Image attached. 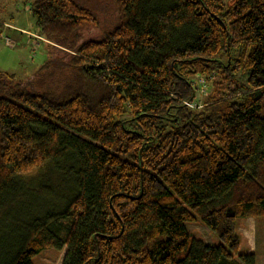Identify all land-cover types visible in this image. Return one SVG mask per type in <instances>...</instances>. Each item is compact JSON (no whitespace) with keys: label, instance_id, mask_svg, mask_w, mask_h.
<instances>
[{"label":"trees","instance_id":"16d2710c","mask_svg":"<svg viewBox=\"0 0 264 264\" xmlns=\"http://www.w3.org/2000/svg\"><path fill=\"white\" fill-rule=\"evenodd\" d=\"M92 2L33 0L48 59L0 69V264L47 247L62 264H257L237 219L264 218V0H111L86 36Z\"/></svg>","mask_w":264,"mask_h":264},{"label":"rangeland","instance_id":"374dc122","mask_svg":"<svg viewBox=\"0 0 264 264\" xmlns=\"http://www.w3.org/2000/svg\"><path fill=\"white\" fill-rule=\"evenodd\" d=\"M32 1L0 0V18L7 21L4 27L0 28V69L18 76L29 75L48 59L44 47L47 40L38 31L30 12ZM91 5L99 15L100 27H88L85 35L99 36L103 29L113 23L115 12L111 8V0H93ZM202 94L199 95L201 100L204 98ZM38 176L40 175L35 173L29 178L35 179ZM22 204L26 205L25 202ZM237 223L242 249L255 253L257 264H264V218L239 217ZM185 224L195 237L202 238L211 245L220 243L218 236L202 222L193 221ZM66 250V247L62 249L47 247L34 256V264H62Z\"/></svg>","mask_w":264,"mask_h":264},{"label":"built area","instance_id":"2783aa9c","mask_svg":"<svg viewBox=\"0 0 264 264\" xmlns=\"http://www.w3.org/2000/svg\"><path fill=\"white\" fill-rule=\"evenodd\" d=\"M202 91H204V89L201 88ZM186 104L190 105V106H196L197 104L195 102H186ZM198 106H200V104H198Z\"/></svg>","mask_w":264,"mask_h":264}]
</instances>
